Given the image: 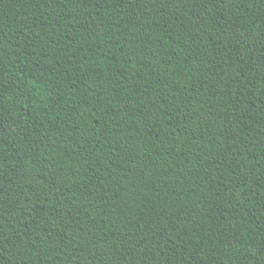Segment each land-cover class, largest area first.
I'll return each instance as SVG.
<instances>
[{
    "label": "trees",
    "instance_id": "1",
    "mask_svg": "<svg viewBox=\"0 0 264 264\" xmlns=\"http://www.w3.org/2000/svg\"><path fill=\"white\" fill-rule=\"evenodd\" d=\"M0 264H264V0H0Z\"/></svg>",
    "mask_w": 264,
    "mask_h": 264
}]
</instances>
